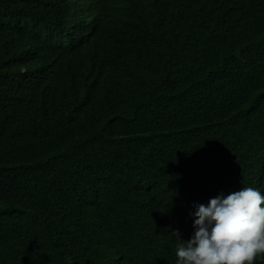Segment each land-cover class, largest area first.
Segmentation results:
<instances>
[{
	"label": "trees",
	"instance_id": "obj_1",
	"mask_svg": "<svg viewBox=\"0 0 264 264\" xmlns=\"http://www.w3.org/2000/svg\"><path fill=\"white\" fill-rule=\"evenodd\" d=\"M258 86L264 0H0V264H176L264 194Z\"/></svg>",
	"mask_w": 264,
	"mask_h": 264
},
{
	"label": "clouds",
	"instance_id": "obj_2",
	"mask_svg": "<svg viewBox=\"0 0 264 264\" xmlns=\"http://www.w3.org/2000/svg\"><path fill=\"white\" fill-rule=\"evenodd\" d=\"M258 91L264 101V89L258 86ZM193 215L191 239L173 232L177 241H184L176 246V264H253L264 254V194L259 189L221 193L198 205Z\"/></svg>",
	"mask_w": 264,
	"mask_h": 264
}]
</instances>
